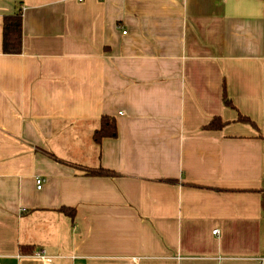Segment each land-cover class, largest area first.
<instances>
[{
  "label": "crops",
  "instance_id": "1",
  "mask_svg": "<svg viewBox=\"0 0 264 264\" xmlns=\"http://www.w3.org/2000/svg\"><path fill=\"white\" fill-rule=\"evenodd\" d=\"M0 264H264V0H0Z\"/></svg>",
  "mask_w": 264,
  "mask_h": 264
},
{
  "label": "trees",
  "instance_id": "2",
  "mask_svg": "<svg viewBox=\"0 0 264 264\" xmlns=\"http://www.w3.org/2000/svg\"><path fill=\"white\" fill-rule=\"evenodd\" d=\"M2 51L6 54H18L22 51V10L19 8L11 14H7L3 17V29H2ZM223 102L225 105H231L229 98L226 94L223 97ZM242 121L251 122L249 118L240 116ZM223 125L216 119H212L207 127L210 128H220ZM117 134V127L115 118L109 115H103L100 118L99 127L93 133V139L95 142L99 143L103 138H113ZM88 175L104 173L106 175L110 172L101 171H86ZM69 210V209H65ZM70 211V210H69ZM69 213H72L70 211ZM22 249V247H21Z\"/></svg>",
  "mask_w": 264,
  "mask_h": 264
},
{
  "label": "built area",
  "instance_id": "3",
  "mask_svg": "<svg viewBox=\"0 0 264 264\" xmlns=\"http://www.w3.org/2000/svg\"><path fill=\"white\" fill-rule=\"evenodd\" d=\"M43 178L41 177H36L35 178V182H36V187L37 188H40L43 184ZM219 231L217 229L213 230V233L216 234L218 233ZM33 257L37 258V259H40L41 261H45V262H49L51 261L52 259V256L48 255L46 253V251L44 249H38L36 250L33 254H32Z\"/></svg>",
  "mask_w": 264,
  "mask_h": 264
}]
</instances>
